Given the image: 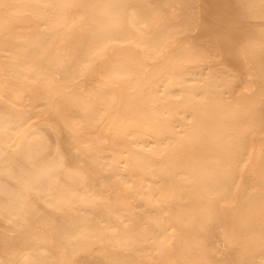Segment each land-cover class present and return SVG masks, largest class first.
I'll use <instances>...</instances> for the list:
<instances>
[{
	"label": "bare ground",
	"instance_id": "6f19581e",
	"mask_svg": "<svg viewBox=\"0 0 264 264\" xmlns=\"http://www.w3.org/2000/svg\"><path fill=\"white\" fill-rule=\"evenodd\" d=\"M239 255L264 264V0H0V264Z\"/></svg>",
	"mask_w": 264,
	"mask_h": 264
},
{
	"label": "rangeland",
	"instance_id": "374dc122",
	"mask_svg": "<svg viewBox=\"0 0 264 264\" xmlns=\"http://www.w3.org/2000/svg\"><path fill=\"white\" fill-rule=\"evenodd\" d=\"M71 28L69 30V32L67 30H64V42L67 46L70 47V51L74 52L75 48L77 46L78 43V34L76 32V27L78 26V24L75 21L71 22ZM124 56L128 57V53H124ZM238 84V82L236 83ZM35 89V88H34ZM59 90V89H58ZM57 90V91H58ZM5 96L11 98V95L9 92H5L4 93ZM34 104V99L32 96H30L28 99H26L21 107H30ZM168 110L171 112L173 110L172 106L168 107ZM106 128V125H104V128ZM110 138L111 141L113 143V146L116 147H120L122 145V141L120 136L117 134L116 131L112 130V132H110ZM101 141V140H99ZM150 190L153 188V184H149ZM173 186L172 185H168L166 187H164L161 191V198L163 199V207L165 209H167V205L169 203V201L171 200V196L173 193ZM221 212H222V226H221V230L220 233L216 236V242H220L221 239L222 241H225L228 245H232L233 244V218L236 212V207L234 206H227V205H222L221 206ZM168 218L169 221L172 222V217L170 214H168ZM232 225V226H231ZM230 233V234H229ZM230 237V238H229ZM205 252H208L207 249H204ZM171 253V248H169L166 245H162L160 250L158 251V256L157 258H155L153 261L155 263H160V259L163 258L164 256H167ZM236 262L238 264H243V256L239 255L236 258ZM161 264H168L166 261L162 262Z\"/></svg>",
	"mask_w": 264,
	"mask_h": 264
}]
</instances>
